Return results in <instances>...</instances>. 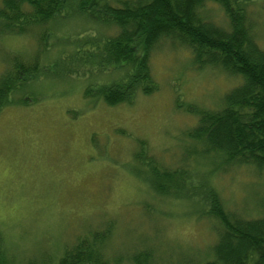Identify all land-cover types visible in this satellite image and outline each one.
Here are the masks:
<instances>
[{
    "label": "rangeland",
    "instance_id": "1",
    "mask_svg": "<svg viewBox=\"0 0 264 264\" xmlns=\"http://www.w3.org/2000/svg\"><path fill=\"white\" fill-rule=\"evenodd\" d=\"M254 1L245 22L264 49V0ZM204 14L230 27L218 5L206 6ZM79 20L57 21L43 44L41 29L0 32V78L15 57L39 62L38 78L12 93L0 113V238L27 260L39 251L55 256L79 237L111 228L104 247L109 264H133L146 249L152 251L148 264L211 261L217 228L202 217V201L154 189L163 183L176 190L162 167L186 168L192 178L183 189L210 184L238 217L264 215V173L227 166L188 132L198 124L197 113L221 108L242 77L198 68L188 50L162 40L149 61L158 89L110 105L97 94L123 70L109 76L90 64L65 74L94 45L90 38L116 34ZM88 89L95 96L86 95Z\"/></svg>",
    "mask_w": 264,
    "mask_h": 264
},
{
    "label": "trees",
    "instance_id": "2",
    "mask_svg": "<svg viewBox=\"0 0 264 264\" xmlns=\"http://www.w3.org/2000/svg\"><path fill=\"white\" fill-rule=\"evenodd\" d=\"M254 2L0 0V32L25 35L41 29L40 42L43 40V44L46 32L50 33L60 24L57 21L75 18L116 31L112 36L90 38L97 46L85 57L78 58L79 67L96 64L98 74L106 72L112 76L113 72L124 71L120 80L111 77L112 82L101 90L99 98L110 105L128 102L140 91L150 94L157 88L149 61L152 51L162 40L188 50L198 68L215 66L228 75L242 77V83L223 98L221 108L196 111L198 124L188 132L202 143L206 153L219 157L227 166H250L264 173V49L245 22L248 8ZM210 4L222 8L230 21L229 28L205 18L204 9ZM15 58L0 78V113L20 84L39 76L38 60L33 64ZM74 63L78 67L77 62ZM153 164L150 159L149 165ZM162 171L164 178L173 179L176 190H166L160 181L158 184H162L154 189L156 193L195 197L205 206L202 217L215 222L218 241L213 247V259L205 264H250V261L264 264V215L258 219H242L223 205L210 184L202 190L183 189V183L192 178L186 168L173 172L162 167ZM108 232L92 231V236L79 237L53 264H109L104 257ZM35 258L27 259L26 264H33ZM41 259L46 260L45 256ZM24 261L9 250L6 243L0 245V264H24ZM149 261L150 256L144 254L132 262L148 264Z\"/></svg>",
    "mask_w": 264,
    "mask_h": 264
},
{
    "label": "bare ground",
    "instance_id": "3",
    "mask_svg": "<svg viewBox=\"0 0 264 264\" xmlns=\"http://www.w3.org/2000/svg\"><path fill=\"white\" fill-rule=\"evenodd\" d=\"M73 20H77V21H80L78 18H75V19H73ZM68 21H71V20H68ZM67 21V22H68ZM80 22H82V21H80ZM83 22H90V21H83ZM55 27V26H54ZM53 27V28H54ZM98 28V27H97ZM102 28H104L103 26H101V25H99V30H101V31H105V30H108V29H102ZM103 36H106V34L105 35H103ZM97 45L94 43V45H92L91 47H89V49H88V51H91V50H93L95 47H96ZM47 50V49H46ZM45 50V51H46ZM88 51H83V53L78 57V58H82V57H85V54L88 52ZM78 58H74L71 62H70V66L68 67V69L66 70V75L68 74H70V75H74V73L77 71V70H79V69H77L76 67H77V65L74 63V61H76L77 62V64H78V67H79V63H78ZM14 59H16V58H13V59H11V63H12V61L14 60ZM29 67H32L31 65H28ZM27 66V67H28ZM80 68H82V66L80 67ZM121 77H123V74H122V76ZM115 79V78H114ZM118 80H120V79H117L116 81H118ZM34 81V80H33ZM154 81H155V83H156V80L154 79ZM31 82V81H30ZM25 84H27V83H25ZM19 85V84H18ZM156 85H157V83H156ZM22 86H24V83L23 84H20L18 87V89H20ZM158 89V85H157V88L153 91V92H151V93H154L156 90ZM18 91V90H17ZM91 91H94V90H92V89H88L86 92H87V94L86 95H88V94H90V95H93V96H95V92H91ZM102 91H100V92H98V94H97V96H102ZM139 93V92H138ZM137 93V94H138ZM150 93V94H151ZM232 167L234 166V165H231ZM176 197H182V196H176ZM208 220H211V219H208ZM212 222H214L213 220H211ZM105 231H109L107 234H106V240H105V243H108L110 240H111V238H112V231H111V228H110V230H104L103 232H105ZM92 234L93 233H88V235L89 236H92ZM1 239V238H0ZM2 240V239H1ZM2 241H4V240H2ZM5 242V241H4ZM6 243V242H5ZM6 246H7V244H6ZM9 248V247H8ZM67 249V248H66ZM66 249H64L61 253H58L57 255H55V256H52V254H50V253H48V252H42V253H40V251H39V255H38V257H36L34 260H33V264H53L54 262L56 263L57 262V260L60 258V257H62V255L64 254V251H67ZM9 250H11L15 255H17L18 257L20 256L22 259H24L25 260V253H18V252H15L13 249H11V248H9ZM36 250V249H35ZM150 253H152V251L151 250H143V251H140L137 255H144V254H147V255H150L151 256V258H152V255L150 254ZM212 254H213V248H212ZM210 255H211V253H210ZM45 256V258H46V260L45 261H43L41 258L42 257H44ZM107 256V252L106 253H104V257H106ZM52 259H54V261L52 260ZM52 260V261H51ZM30 261V260H29ZM32 261V260H31ZM26 262H27V260H25L24 261V264H26ZM206 263H209L210 262V260L209 261H205ZM17 264H19L18 262H17ZM250 264H252V262L250 261Z\"/></svg>",
    "mask_w": 264,
    "mask_h": 264
}]
</instances>
